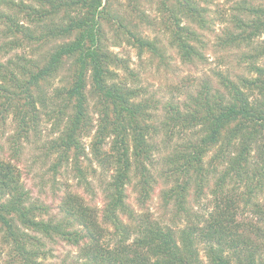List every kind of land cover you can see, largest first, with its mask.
<instances>
[{
    "label": "trees",
    "instance_id": "16d2710c",
    "mask_svg": "<svg viewBox=\"0 0 264 264\" xmlns=\"http://www.w3.org/2000/svg\"><path fill=\"white\" fill-rule=\"evenodd\" d=\"M200 2L210 0H160L168 13L162 21L168 44L186 64L204 59L207 43L192 28H208L207 8ZM231 2L229 24L234 28L227 27L216 46L243 48L241 61L252 76L235 82L218 73L220 89L204 81L187 112L171 107L165 128L179 127L178 133L188 137L166 159L162 172L171 184L163 192L164 204L172 203L173 217L185 221L172 229L148 214H136L126 203V187L137 172L141 202L148 197L157 150V129L149 124L152 106L140 99V89L119 78L123 62L107 47L108 40L133 37L129 16L114 8L116 0H0V124L11 118L17 152L42 123H49L57 134L44 147L45 157L55 156L51 172L72 162L78 186L88 191L92 162L113 169L101 189V208L69 192L59 216L48 217L26 191L16 166L0 159L6 264H42L40 259L48 256L46 239L77 247L75 264H264V202L259 201L264 197V0ZM129 3L132 13L147 19L137 0ZM182 18L188 23H181ZM106 28L112 39L106 38ZM134 42L160 54L152 41L136 37ZM192 184L196 194L211 188L206 213L186 206Z\"/></svg>",
    "mask_w": 264,
    "mask_h": 264
},
{
    "label": "rangeland",
    "instance_id": "374dc122",
    "mask_svg": "<svg viewBox=\"0 0 264 264\" xmlns=\"http://www.w3.org/2000/svg\"><path fill=\"white\" fill-rule=\"evenodd\" d=\"M23 1L33 3V0ZM137 1L141 12L147 16V19L142 18L139 12L132 13L130 11L129 0H116L114 8L121 15L129 16L128 28L133 32V37L130 36L128 41L123 37L114 43L108 40L107 47L112 55H116L123 62L121 64L123 68L117 71L119 78L125 80L131 87L140 89V99L148 101L152 106L149 110L152 117L149 124L152 123L151 125L157 129L153 142L157 150L153 153V165L150 166V175L155 183L151 184L148 197L141 202L137 185L141 176L137 172L132 182L126 187V203L133 208L136 214H148L172 229H177L185 221L173 217L174 205L172 203L164 204L163 192L171 184L168 185L165 182L162 172L167 169L166 159L173 154V150L177 146L181 147L188 137L178 133L179 127L172 128L171 131L167 130L164 124L166 117L171 114V107L179 108L182 113L187 112L186 106L190 103V98L195 96L204 81H208L212 89H220L218 73L228 75L235 82H238V78L241 76L251 77L252 74L248 72L246 65L241 61L243 48L223 50L217 47L215 42L227 27L234 28L229 24L230 8L234 1L210 0L208 4L200 2L201 6L207 8L205 15L208 20V28L202 31L197 28L196 24H192V28L204 36L207 45L203 50L204 59L194 64L183 63L178 53L168 44L170 36L166 32L164 34L162 27L164 15L167 16L168 13L161 7L160 0ZM178 10L182 11L181 8ZM181 23H188V19L182 18ZM167 29L169 30V28ZM106 32V38L112 39V33L108 28H106ZM136 37L154 42L160 54L153 55L147 49H139L134 42ZM21 52L23 51L21 50ZM23 54L29 56L28 50H25ZM1 60L4 61L5 58H1ZM92 116L93 121L96 122L97 114ZM56 135L52 132L49 123H42L36 136L31 133L30 141L22 142L21 150L17 152L18 148L12 144V139L16 137V128L11 118H8L5 123L0 124V159L16 166L26 191L29 192L32 199L47 209L48 217L59 216L60 203L69 192H77L79 196L84 197V202L87 205L101 208L104 204L101 189L104 183L109 180L113 169L111 167L103 169L96 162H92L90 170L89 168L87 170L89 171L87 177L91 183V190L88 191L83 186L82 188L78 186L72 162L63 164L54 174L51 172L50 166L55 156L45 157V148L46 143ZM90 141L91 137L84 139L88 157H91L88 147ZM109 148L110 143L104 147L103 152L108 154ZM213 153L214 150L208 154L205 159L206 164L210 161ZM87 163L89 164V162ZM220 171L221 167L219 166L218 172ZM210 190L211 188L206 187L201 194H196L192 184L188 191L187 208L192 212L206 213L213 200ZM259 201L264 202V197L260 196ZM1 236L0 232V264H6V261L9 260V248L1 246ZM42 241L44 242L45 239ZM45 244L44 250L47 251L48 256L45 259H40L42 264H75L77 247L62 241L51 242L47 239ZM200 256L203 257L202 251H200Z\"/></svg>",
    "mask_w": 264,
    "mask_h": 264
}]
</instances>
